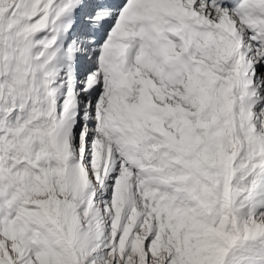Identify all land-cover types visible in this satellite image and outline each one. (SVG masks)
I'll return each mask as SVG.
<instances>
[{
	"label": "snow or ice",
	"instance_id": "obj_1",
	"mask_svg": "<svg viewBox=\"0 0 264 264\" xmlns=\"http://www.w3.org/2000/svg\"><path fill=\"white\" fill-rule=\"evenodd\" d=\"M0 264H264V0H0Z\"/></svg>",
	"mask_w": 264,
	"mask_h": 264
}]
</instances>
